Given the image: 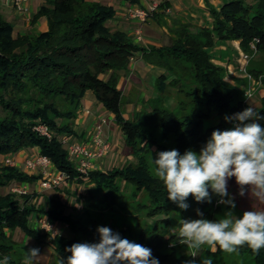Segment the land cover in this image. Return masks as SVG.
<instances>
[{"label": "trees", "instance_id": "16d2710c", "mask_svg": "<svg viewBox=\"0 0 264 264\" xmlns=\"http://www.w3.org/2000/svg\"><path fill=\"white\" fill-rule=\"evenodd\" d=\"M125 1L136 4V0ZM204 1L212 19L210 27L191 32L183 26L172 44L148 50L134 44L127 34L112 31L106 26L115 12L99 0H47L34 17H45L47 30L24 35H14L13 24L0 14V154H15L35 147L56 169L65 173L70 182L87 180L95 191L114 193L118 191L115 181L120 178L146 190L153 205L150 209L152 215L178 211L182 219H197L200 218L197 216L199 210L206 218L207 208L217 196H212L211 203H198L189 196L186 201L188 209L181 210L167 199L162 182L147 175L145 163L140 160V151L142 148L146 150L148 144L149 147L156 146V142L137 120L122 116V89L118 88L120 72H126L131 59L141 52L144 61L166 71L156 83L160 92H163V84L168 78H172L169 81L172 87H181L180 79L174 75L181 64L183 70L190 71L189 76L196 84L192 91L196 100L198 97L203 99L222 122L231 124L225 121V116L246 109L240 104L230 105L233 88L223 81V70L211 62L208 50L216 42L239 41L243 53L250 55V44L254 39L258 40L255 52L264 49V0H255L254 5H246L243 0H230L218 9L208 4V0ZM249 75L252 76L250 71ZM88 90L106 111L113 114L123 133L125 146L131 150L133 157L138 158L134 170H94L80 176L69 161L62 137L76 134L74 121ZM260 103L257 112L264 115V98ZM157 111L161 114L159 128L163 133H173L178 147L193 148L199 152L214 130H225L223 123L203 129V121L208 119V114L198 109L193 111V120L189 123L173 111L165 108ZM40 124L46 125L51 133L50 139L34 130ZM37 178L26 170L0 166V188L7 187L11 182L9 186L29 184ZM34 197L37 195L0 193V261L7 256L8 264H23L11 258L15 245L11 232L19 229L35 240L45 234L29 226L33 214L53 219L72 233L73 237L69 240L58 234L51 236L48 244L53 247L57 260L64 259L65 264L66 258L71 255L65 249L73 243L99 242L98 226H82L77 219L65 213V205L60 198L43 197V202L38 203L37 199L32 202ZM98 208L110 209L100 205ZM111 230L121 238L150 248L160 264H185L188 261L165 251L175 236L166 238L153 234L145 240L141 235L138 240H131L124 229ZM6 231H10L9 235ZM237 253L249 254L254 264H264V249L257 254L244 246Z\"/></svg>", "mask_w": 264, "mask_h": 264}, {"label": "rangeland", "instance_id": "374dc122", "mask_svg": "<svg viewBox=\"0 0 264 264\" xmlns=\"http://www.w3.org/2000/svg\"><path fill=\"white\" fill-rule=\"evenodd\" d=\"M243 1L246 5L255 4V0ZM100 2L111 7L115 13L120 14L127 10L125 9L129 6L127 4H131L125 0H101ZM154 3L157 4L156 9L150 11L147 20L145 23L141 24V26H144L146 22L150 24L154 23L157 18L155 15L158 14V16H160V14L166 13L168 7L164 8L163 2H160L161 5L159 2L157 3V1H154ZM205 6H207V4ZM130 7L133 8L136 6L131 4ZM149 7L146 9H149ZM169 14L165 17L163 16L162 19H159L163 22V25H159L160 28L163 26L165 30L161 29V32L156 30L161 37V43L158 48L166 47L172 44V41L177 38V34L183 27L176 26L174 22L170 24L168 19L170 18L172 21L173 19L171 15L169 16ZM4 19L6 20V18ZM180 20L181 19H179V21ZM184 26L191 32H195L199 28V26L196 27L193 23ZM140 28L142 29V27ZM133 37L136 42H139L135 36ZM144 38L145 34L141 33V40L143 41ZM216 44L217 42L211 49L208 50V52L211 56V62L222 68L223 81L233 88V97L230 101V105L236 106L240 104L246 108L251 106L257 111L261 106L260 102L262 98H264V49L256 52L252 51V53H250L249 59L245 64V71H243L241 70L244 63L241 56L243 51L241 50L239 56L235 58L238 54V50L229 48L228 54H232L233 56L231 59L226 61L227 55L224 57L220 56L221 50L219 47L222 45V42H219L217 45ZM153 60H155V58H153ZM133 61L134 58L132 62ZM144 63L145 62L142 60L138 65L142 67ZM249 71L252 76L249 75ZM189 74L190 71L183 70L180 64V68L178 67L175 69L174 75L180 79L181 87L179 89L178 86L177 88H175V86L172 87L169 82L172 78H168L167 82L163 84V92H160L159 89H157L156 79L149 78V76L142 80L135 79L136 75L129 71L125 72L124 80L120 79L118 83V88L122 89V116L125 119L132 121L137 120L140 125L148 131L149 136L154 139L153 141L156 142V146L149 147L150 144L145 146V148H147L146 150L142 148L143 146H140L142 148L140 151L142 159L140 160L144 161L148 176L156 178L153 171L154 165L152 163V158L155 159L158 152L176 149L183 154L186 150L196 151L193 148L178 147L176 144V136L173 133H163L161 128H159L161 114L157 111L158 109L165 108L173 111L177 117L185 119L188 123L190 120H193V111L198 109L208 114V119L206 118V120L203 121V129H207L221 123H223L225 130L232 127V124L222 122V119L216 115L215 110L213 108H208L203 99L198 97L196 100L195 95L192 92L196 87V84ZM248 93H251L250 97L246 96ZM95 112L96 115H99L100 112L104 113L105 111L104 109H101L99 112ZM78 114L79 112L77 113V117ZM104 115L105 122L114 121V116L110 117L112 114H108V111H106ZM98 118L100 119L102 117ZM76 119L74 122H76ZM257 122L264 127V120H259ZM113 123L114 130L110 133V143L113 144V142H115V144L109 150L107 155L96 163L94 168L95 170L102 172H109L112 169L122 168L134 170L138 165V158L132 156L133 153H131V150L124 144V136L119 128V125L116 122ZM93 129H91L90 133L85 137L83 135L76 137V134L70 135L76 137L78 142L83 143L85 140V142H87L92 138ZM35 155H41L39 153V149L37 152H34V148H27L16 152L15 154H0V166L4 168L13 167L20 171H25V159ZM8 156H12L14 160L13 165L7 166L4 162H2ZM58 171L59 170L57 169V171L53 172V174L56 175ZM27 172L30 175L33 174L38 177L35 181H32V183L22 184L23 187L29 189L30 194H35L37 196L53 194V196H56L58 199L60 198L61 202L65 205V213L77 219L82 226H106L110 229H124L127 231L131 240H138L141 235L144 236L143 238L145 240L149 239L153 234H161L166 238L175 236V239L167 246L165 251L167 253L173 252L175 256L182 257L186 260L191 259L193 249L180 245L177 238V231L180 227V220L182 219L181 213L177 211L167 214L163 212H156L153 215L150 214V209H153V205L150 203L148 193L144 188L139 189L136 185L119 178L115 181L118 186L117 192L115 191L114 193H110L108 191L104 192V190L95 191L94 187H92L87 180L70 182L68 176L65 174L66 178L60 185L51 186L50 188L43 190L40 188L41 184L39 183L45 179L44 173L46 170L44 172L43 169H36L34 171ZM80 176L82 175L80 174ZM9 185L7 187L0 188V193L5 194L7 192H11V187H9ZM239 191L240 189L236 184L235 179H230L228 182V193L230 196L234 197L236 204L234 211L236 215H240L246 210L264 209V203H261L254 196H250L248 191L245 192L244 196H240ZM35 198L36 197L31 200H34ZM218 199L219 198H217L211 206H208L207 219H219L227 210V206L217 203ZM110 204L111 206H109ZM99 205L110 209L101 210L102 208H98ZM37 217V214H33L30 217L29 226L37 231H42L39 229L37 222H35ZM47 220L54 225V229L60 237L68 240L73 237L72 233L65 225H62L53 219ZM9 233L10 231H6V234L9 235ZM41 233L45 232L42 231ZM51 236L52 235H47L45 233L35 240V238H29L21 230L16 229L14 232H11V237L15 242L11 258L15 261H19V263L21 262L26 264L25 252H28L29 249L35 248L39 250V257L35 264H59L53 247L48 245ZM208 257L212 259V264H254V260L249 254H241L237 252L229 254L220 251L219 249L213 253L207 246L198 252L196 256L197 264H199L201 259ZM0 264H2V261H0Z\"/></svg>", "mask_w": 264, "mask_h": 264}, {"label": "clouds", "instance_id": "9594fccd", "mask_svg": "<svg viewBox=\"0 0 264 264\" xmlns=\"http://www.w3.org/2000/svg\"><path fill=\"white\" fill-rule=\"evenodd\" d=\"M224 119L232 127L214 130L199 152L186 150L181 154L173 149L152 158L155 177L166 189L167 199L179 209H188L189 196L198 203H211L215 195L218 204L227 206L219 219L204 218L197 210L200 218L180 220L178 242L193 249L185 264H197L196 256L205 246L213 253L219 249L229 254L244 246L257 254L264 249V209L236 215L234 197L228 193V182L234 178L240 196L248 191L264 203V127L257 122L264 120V115L249 106ZM97 232L98 243H73L65 249L71 253L66 264H160L150 248L121 238L109 227L98 226ZM38 257V249L25 252L26 264H35ZM2 264H8L7 256ZM59 264L65 260L60 258ZM199 264H212V259L203 258Z\"/></svg>", "mask_w": 264, "mask_h": 264}, {"label": "crops", "instance_id": "0c3cea01", "mask_svg": "<svg viewBox=\"0 0 264 264\" xmlns=\"http://www.w3.org/2000/svg\"><path fill=\"white\" fill-rule=\"evenodd\" d=\"M101 1V0H99ZM154 1L164 3V8L168 7L166 13L160 14V16L155 15L156 21L154 23L146 22L144 26H141L136 21L130 20L126 15V10L123 13H115L112 20L108 21L106 23V26L114 31L118 30L121 31L128 36L131 37L134 44H137L139 46L144 47L145 49H148L149 47H155L158 48L161 43V37L158 32H161V29H164L163 26L160 28V24L163 25V22L159 19H162V17L167 16L169 13V16L171 15L172 20L170 18L168 19V22L172 24L173 22L176 24V26H184L193 23L196 27H210L211 26V16L208 10V7L205 6L206 2L204 0H136V4H133L136 7L146 9L150 6ZM225 2H228V0H208V4L212 5L214 8H219L222 4ZM47 3V0H31L27 4V11L25 13L16 12L9 4L4 1L0 0V14L3 16V18H6L10 23L13 24L14 33L15 34H25V33H38V32H45L47 30V22L45 17H40L35 19V15L38 13V11L41 9L42 6H44ZM125 9L131 6V4H127ZM164 14V15H163ZM154 18V17H153ZM181 19L179 21V19ZM160 21V22H159ZM172 21V22H171ZM142 27V29L140 28ZM157 27V28H156ZM172 27V26H171ZM141 31V33L145 34V38L142 41L136 42L133 36L136 37L137 30ZM158 30V32L156 31ZM165 30V29H164ZM144 43V44H143ZM219 42H217L218 44ZM143 44V45H142ZM216 44V45H217ZM149 45V46H146ZM215 45V46H216ZM229 48H233L235 50H238L237 58L239 54L241 53V49L239 47V41H227L222 42V45H220L219 49L221 50L220 56L224 57L226 56V61L232 58V54H228ZM143 60L142 53L137 52L134 56V61L129 64L128 70L129 72H132L135 74V79H145L149 76V78H153L158 80V78L165 74L166 71L157 65L151 64L147 61H144V65L141 67L139 62ZM232 61V60H231ZM219 62V61H218ZM221 63V62H220ZM225 64V63H224ZM125 72H120V79L124 80ZM167 82V81H166ZM103 110L106 112L105 108L96 100L94 94L92 91L88 90L85 92L82 100H81V106L78 110L79 114L76 119V122L74 123V131L76 130V137L78 136H87L92 127L97 123L98 117H104L105 115L103 112H100L99 115H96L95 111ZM103 113V114H102ZM108 114H112L109 113ZM110 117H113V114L110 115ZM115 121H109L106 122L103 126V134L110 140L111 132L114 130V123ZM115 140V139H114ZM86 141V140H85ZM84 141V142H85ZM111 141V140H110ZM113 144H111V148L113 147ZM38 148L34 147V152H37ZM27 156V155H26ZM100 168V166H99ZM51 172H56V167L51 164L50 166ZM28 184V183H26ZM43 193V192H42ZM51 197L53 194H44L37 196L32 202H35L37 199V202H43V197Z\"/></svg>", "mask_w": 264, "mask_h": 264}, {"label": "built area", "instance_id": "2783aa9c", "mask_svg": "<svg viewBox=\"0 0 264 264\" xmlns=\"http://www.w3.org/2000/svg\"><path fill=\"white\" fill-rule=\"evenodd\" d=\"M9 6H11L16 12L25 13L27 11V4L31 0H4ZM157 7L156 3H152L149 9H143L139 7H128L126 10V15L130 20L136 21L140 25L145 23L150 11L155 10ZM136 38L141 41V31L137 30ZM258 42L257 39L250 44V48L255 52V43ZM242 59L244 61L243 68L241 70L245 71V64L249 59V55L242 53ZM133 58L131 59V61ZM250 97L249 95H246ZM104 117L98 119L97 123L94 125L92 132V138L87 142H78L77 138L72 135H66L62 137V143L66 148L68 159L74 164L75 170L82 176H86L89 171L95 170L94 166L96 163L104 158L109 150L111 149L110 140L103 134V126L105 124ZM34 130L41 136L48 139L51 138V133L49 132L46 125L40 124L34 127ZM4 164L7 166L13 165L12 156H8L3 160ZM51 161L43 155H35L25 159L24 170L34 171L36 169H43L45 179H43L39 184L43 190L50 188L51 186L60 185L66 178L65 173L58 171L56 175L50 171ZM27 186V185H25ZM11 193L16 194H28L29 189L23 187L21 184H13L11 186ZM37 225L40 230L45 232L47 235H57V231L46 218V216H38L36 218Z\"/></svg>", "mask_w": 264, "mask_h": 264}]
</instances>
